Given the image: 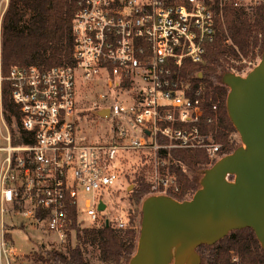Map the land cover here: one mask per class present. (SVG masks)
Instances as JSON below:
<instances>
[{"label": "built area", "instance_id": "built-area-1", "mask_svg": "<svg viewBox=\"0 0 264 264\" xmlns=\"http://www.w3.org/2000/svg\"><path fill=\"white\" fill-rule=\"evenodd\" d=\"M8 4L0 0V259L4 254L6 264H13L8 256L14 255L6 243L9 221L41 225L63 240L76 235L74 208L81 230L127 229V221L109 214L103 198L120 190L115 184L125 176L131 155L151 195L172 197L180 185L171 171V151L202 150L214 164L242 148L233 127L217 140L220 100L208 98L202 82L187 79L185 68L203 61L206 46L225 29L228 8L251 11L264 0H75L71 63L50 69L15 66L3 77ZM237 53L241 59L232 61L238 63L230 71L245 77L260 55ZM78 75L86 86L100 77L113 94L99 110H108L110 124L96 140L79 135ZM4 82L17 115L3 107ZM81 194L93 196L83 202L85 213L79 208ZM225 264L243 263L229 251Z\"/></svg>", "mask_w": 264, "mask_h": 264}, {"label": "trees", "instance_id": "trees-1", "mask_svg": "<svg viewBox=\"0 0 264 264\" xmlns=\"http://www.w3.org/2000/svg\"><path fill=\"white\" fill-rule=\"evenodd\" d=\"M75 10V0H9L2 23V76L6 77L15 66L50 69L70 63L71 25ZM224 23L225 29L217 33L212 44L206 46L203 61L188 64L185 68L187 79L193 83L202 82L207 97L220 100L219 142L232 128L225 107L228 89L223 85L222 77L228 73L232 61L238 58L237 50L246 55L249 49L253 52L259 45L261 53H264V6L252 12L228 8ZM199 73L201 78H198ZM2 103L5 111L17 115V108L9 98L7 82L3 83ZM5 117L11 123V119L7 115ZM208 128L213 129V125ZM18 143L14 141V144ZM171 160L174 162L171 171L176 174L180 185V193L172 194V197L177 201L188 200L200 187L202 171L213 163L202 150H173ZM229 179L232 180V177ZM150 195L149 185L138 177L130 193L135 206L130 220L141 223L140 206ZM70 214L71 228L76 229L75 246H69L66 252L54 248L43 250L34 257L35 264H90L86 252L88 244L93 248L94 258L102 264H129L137 247L139 233L136 228L116 231L102 226L81 230L75 223L74 208H70ZM229 251L236 252L243 264H264V249L250 229L232 231L213 246H200L201 264H225Z\"/></svg>", "mask_w": 264, "mask_h": 264}, {"label": "water", "instance_id": "water-1", "mask_svg": "<svg viewBox=\"0 0 264 264\" xmlns=\"http://www.w3.org/2000/svg\"><path fill=\"white\" fill-rule=\"evenodd\" d=\"M222 83L228 89L227 116L245 147L202 171L190 199L150 195L141 203L129 264H200L197 248L243 229L252 230L264 249V53L245 77L226 73ZM99 115L107 118L108 110Z\"/></svg>", "mask_w": 264, "mask_h": 264}, {"label": "rangeland", "instance_id": "rangeland-1", "mask_svg": "<svg viewBox=\"0 0 264 264\" xmlns=\"http://www.w3.org/2000/svg\"><path fill=\"white\" fill-rule=\"evenodd\" d=\"M253 10L245 12H252ZM255 50L256 53H254ZM250 52L251 49H249L248 54H244L242 55V57H247ZM252 53L254 55H260L258 61L259 63L263 54L261 53L260 46L258 45V47H255ZM240 57L238 58V60L241 59ZM237 63L238 62H232L231 65L233 67H237ZM223 65L226 67L225 63H223ZM228 70V73H234L233 71H230L231 69ZM96 80L95 85L86 86L85 83L81 81L79 75L75 78L76 85L79 83L82 85V88L80 87L76 92V99H78V102L75 115L79 114L80 116V124L78 128L79 135H84L89 140H96L98 137L101 138L105 134L110 121L108 120V118L100 117L99 110L105 108L107 106L106 103L112 102L113 100V96H111L113 95L112 91H110L109 93V91L105 87H103V85L100 83V77H97ZM101 95L104 96L103 98H105V100L101 99ZM11 123L14 124L13 120H11ZM127 160H129L130 162L126 167V171L124 173L125 176H122L120 174L119 180L115 184V188H119L120 190L109 197L108 200L104 196L103 201L108 204L107 211L111 216H113L114 218H122L124 221H127V226L136 228L139 233V221L130 220L131 216L133 215V210L135 209V206L131 202L130 193L135 186L136 179L138 177H143L141 176V166L138 165V160L135 159L133 155H131ZM92 197L93 196L91 194H81L79 196V208L83 213H85L83 202H85L87 199H91ZM5 216L6 215H4V217ZM80 219L84 220L85 224L89 223V220L85 215H81ZM5 230L8 235L6 243L8 244V247L14 250V255L8 256V260L13 264H35L34 257H37L38 254H41L43 250L54 248L66 252L69 246H75V242L77 243V237L75 233L73 235H70L68 238L59 240V238H56L54 235L43 229L41 225H29L25 221L20 219L14 222L9 221ZM86 249V252H88L87 260L90 264H102L96 258H94L95 253L93 251V248L89 244L86 245ZM208 252L209 251H207L206 254ZM203 257L205 260L204 254ZM201 263L202 258L200 264ZM0 264H6L4 254H2Z\"/></svg>", "mask_w": 264, "mask_h": 264}, {"label": "flooded vegetation", "instance_id": "flooded-vegetation-1", "mask_svg": "<svg viewBox=\"0 0 264 264\" xmlns=\"http://www.w3.org/2000/svg\"><path fill=\"white\" fill-rule=\"evenodd\" d=\"M196 254L199 256L200 262H201V256H200L199 248L196 249Z\"/></svg>", "mask_w": 264, "mask_h": 264}, {"label": "bare ground", "instance_id": "bare-ground-1", "mask_svg": "<svg viewBox=\"0 0 264 264\" xmlns=\"http://www.w3.org/2000/svg\"><path fill=\"white\" fill-rule=\"evenodd\" d=\"M245 146H244V144H243V146H242V148H244Z\"/></svg>", "mask_w": 264, "mask_h": 264}]
</instances>
